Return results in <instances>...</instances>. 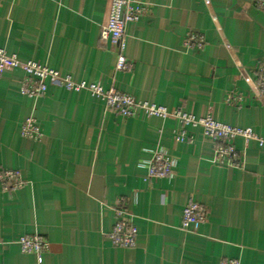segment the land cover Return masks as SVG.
Here are the masks:
<instances>
[{"label":"crops","instance_id":"1","mask_svg":"<svg viewBox=\"0 0 264 264\" xmlns=\"http://www.w3.org/2000/svg\"><path fill=\"white\" fill-rule=\"evenodd\" d=\"M110 0H0V49L71 81L115 88L139 102L250 128L264 140V102L250 88L264 70V0H137L144 16L124 30L128 72L100 43ZM203 37L187 48V34ZM20 70L0 79V172L17 170L22 186L0 183V264H264V145L236 138L239 164L217 165L201 127L139 111L123 118L86 90L48 85L20 93ZM233 96L235 103H229ZM35 119L38 140L21 137ZM170 155V177L145 181L154 151ZM133 214L135 246H112L116 200ZM192 200L206 220L181 229ZM39 234L48 248L23 253L18 239Z\"/></svg>","mask_w":264,"mask_h":264},{"label":"built area","instance_id":"2","mask_svg":"<svg viewBox=\"0 0 264 264\" xmlns=\"http://www.w3.org/2000/svg\"><path fill=\"white\" fill-rule=\"evenodd\" d=\"M258 7L264 10V2L258 3ZM146 7L137 0H110L105 24L101 26L99 40L102 44L113 47L116 51L115 69L128 72L132 64L124 57V30L127 24L139 21L145 14ZM184 46L187 48L202 49L204 39L196 33L186 35ZM6 68L20 70L23 78L20 80V93L23 96L36 98L43 96L48 85L62 87L68 91L86 90L92 96L100 98L106 108L123 117L130 118L142 111L147 116L160 118L174 117L179 120L181 128L174 135L177 143L186 140L183 130L185 126L202 129L204 137L213 143V160L217 165H238L239 156L234 148L233 141L236 138L256 140L259 146L264 145V140L258 138L250 128H236L222 124L209 116L195 118L181 111L168 112L162 106L139 102L131 95L118 91L115 88L103 89L98 84L76 83L67 76L41 66L35 62L20 61L15 55H9L0 49V79ZM252 96L260 103L264 102V70L258 69L255 73L250 88ZM236 98L231 96L229 103H235ZM20 135L29 140H38L41 136L40 129L32 117H27L21 124ZM175 160L166 152L154 151L146 164V182L152 179L167 178L171 176ZM0 183L7 190H14L22 186L23 182L17 170H2ZM114 224L109 233L112 246L120 249H130L135 246L136 230L133 224V214L126 206L123 199L116 200L113 208ZM206 209L203 205L192 200L186 204L181 214V229L187 230L193 223H203L206 220ZM18 244L23 253L39 256L48 248V243L39 234L25 235L18 239ZM220 264H238L237 260L225 259Z\"/></svg>","mask_w":264,"mask_h":264}]
</instances>
